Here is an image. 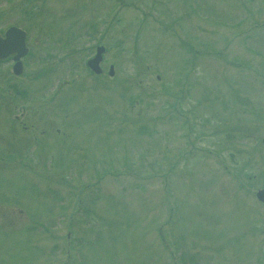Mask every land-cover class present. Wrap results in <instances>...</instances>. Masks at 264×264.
Here are the masks:
<instances>
[{"label":"rangeland","instance_id":"1","mask_svg":"<svg viewBox=\"0 0 264 264\" xmlns=\"http://www.w3.org/2000/svg\"><path fill=\"white\" fill-rule=\"evenodd\" d=\"M9 25L33 59L0 110L26 93L46 149L14 128L8 163L5 113L0 264H264V0H0Z\"/></svg>","mask_w":264,"mask_h":264},{"label":"flooded vegetation","instance_id":"2","mask_svg":"<svg viewBox=\"0 0 264 264\" xmlns=\"http://www.w3.org/2000/svg\"><path fill=\"white\" fill-rule=\"evenodd\" d=\"M12 25H9L5 28H0V43H5L8 41V38H7V30L9 27H11ZM26 45L28 47V52L26 54H22L20 56V60L23 64V67L21 66V70H22V73L24 71V69L26 68V66L28 65V62H30V60L32 61L33 59V56L31 55L32 54V47H31V42H30V31L29 30H26ZM18 55V52L16 51H13L11 52L9 50V54L7 56H5L4 58H1L0 57V65L4 64V65H8V68H7V72L9 73L10 77H9V82L11 80L14 81V78L15 77H20V75L22 74H19V75H16L15 72H14V64L16 62V59H15V56ZM31 56L30 59H28L29 57ZM8 82V86H11V83ZM12 87L15 89V85H14V82H12ZM10 98L9 100L12 98V104L10 102V104L13 106L14 105V108H16V110H12L11 109V105H9V107L7 108H4L2 110H0V121L2 120V118H5V113H11L12 115H10V119H9V116H7V122H4L6 125V127H8V133L11 134L13 133V135H10L9 136V140L6 144L9 145V151L7 152V158H6V161H8V163L12 162L14 163L15 162V153H16V144H17V141H16V136H15V131H13V129L15 128H21L22 130L24 131H32L31 132V136H32V139L30 141V144L31 146L30 147H26L25 150L28 149V154L30 157L28 158H32V156H34V160H43L45 158H42V157H39L37 158L36 155H37V151L39 150L40 152L42 150H45L46 149V146L44 148H41L39 149V143H41L43 140H42V136L41 134H44L45 133V130L43 129H40L39 131V128L38 127H34L33 126V122H30L32 123L31 125L30 124H26L27 123V120L26 122L23 121L24 118H27V114L29 115L30 112H27L26 108H27V104L26 103H19L18 105H15L14 104V99L16 97H20V98H26L27 97V94L26 93H23V91H21L20 89L17 90V93L15 94H12V96L9 94ZM31 98V97H29ZM11 101V100H10ZM28 103H31L30 101ZM35 122L37 123V125L39 124L36 120ZM39 131V132H38ZM40 134V136L38 135ZM30 137V135H28ZM1 139V138H0ZM46 139V137H45ZM44 139V140H45ZM33 141V142H32ZM32 142V143H31ZM28 143V142H27ZM27 143H24V145H26ZM29 145V144H28ZM38 145V146H37ZM46 145V144H45ZM22 149H24L25 147H21ZM3 152V148H0ZM0 160H4V157H0Z\"/></svg>","mask_w":264,"mask_h":264},{"label":"water","instance_id":"3","mask_svg":"<svg viewBox=\"0 0 264 264\" xmlns=\"http://www.w3.org/2000/svg\"><path fill=\"white\" fill-rule=\"evenodd\" d=\"M22 32L23 34L19 33ZM7 38L8 41L5 43H0V57H5L9 54V50L11 52L16 51L18 52V55L15 56V59H19L21 53H24V31L16 28V27H11L8 31H7ZM104 51V46H99L97 48V52L96 55L92 58H90L87 61L88 66L90 67V69L99 74L102 72V68L100 66V62L102 60V52ZM14 71L15 73L19 74L21 72V62L17 61L16 64L14 65ZM109 74L113 75L114 74V66L111 65L110 69H109ZM263 142H264V137H263ZM257 198L260 201L264 202V189H260L257 192Z\"/></svg>","mask_w":264,"mask_h":264}]
</instances>
